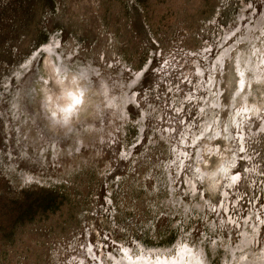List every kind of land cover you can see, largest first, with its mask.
<instances>
[{
	"label": "rangeland",
	"instance_id": "1",
	"mask_svg": "<svg viewBox=\"0 0 264 264\" xmlns=\"http://www.w3.org/2000/svg\"><path fill=\"white\" fill-rule=\"evenodd\" d=\"M245 109L264 0H0V264H264V132L233 181L223 131Z\"/></svg>",
	"mask_w": 264,
	"mask_h": 264
},
{
	"label": "snow or ice",
	"instance_id": "2",
	"mask_svg": "<svg viewBox=\"0 0 264 264\" xmlns=\"http://www.w3.org/2000/svg\"><path fill=\"white\" fill-rule=\"evenodd\" d=\"M59 72V69H58ZM241 76L244 75L243 72L240 73ZM60 76L62 77V82H66L67 81V75L63 72H60ZM211 76V73L209 72V77ZM80 78L82 80L87 79L86 76H84L83 74H81ZM49 86L52 85L51 81H48ZM242 86H243V81H241V90H242ZM68 96L71 99V103L66 106V107H56L53 108L51 105V98H46L45 100V110L47 111L48 115H49V119L51 121H55L57 124L59 123H63L65 125L69 124L72 120V118L78 113V106H83V96H84V92L83 91H79L78 93L74 94L72 92L68 93ZM55 109V110H53ZM247 109L244 110L243 113H238V115L242 116V119L240 121L239 124H236L235 127L230 131V129L228 127H225L223 129V131L225 133H229L228 135V139L232 141V148L229 150L232 155H239L242 164L240 166V169L237 170V174L233 175L232 179L233 181L237 180L238 175H239V171L241 169L244 168V164L247 163V160L252 159V155H249L248 149H252V143H251V139H252V134H251V130H252V126L253 124H258L259 130L261 132H264V113H257V115L255 117H248L247 116ZM57 113H60L61 116L58 117ZM204 115H207V113H204ZM229 123H231V121H229ZM197 128V132L199 133L200 128H199V124L196 125ZM245 128L247 130V133H249V135L247 136V138L245 137ZM181 136H183V133L180 134ZM208 139H211V137H208ZM253 155H259L258 152H256L255 150H253ZM262 160H264V157H261ZM185 171L186 172H191L192 171V163L191 161L185 166ZM197 171H199V169H197ZM261 174L264 175V169H261ZM202 180V177L199 178ZM247 203H252V201H248ZM247 204L242 205V207H246ZM261 207H264V204L261 205ZM210 210H214V209H210ZM238 210L233 208V213L235 214ZM105 240L108 239L107 236L104 237ZM87 243H85L84 245H82V247H87ZM91 250V249H89ZM159 259V258H157ZM246 259V257H245Z\"/></svg>",
	"mask_w": 264,
	"mask_h": 264
},
{
	"label": "clouds",
	"instance_id": "3",
	"mask_svg": "<svg viewBox=\"0 0 264 264\" xmlns=\"http://www.w3.org/2000/svg\"><path fill=\"white\" fill-rule=\"evenodd\" d=\"M73 80H80V81H82V79L79 77V76H77V77H73ZM53 110H55V109H53ZM84 109H81V111H83ZM57 116L58 117H60L61 116V114L60 113H57ZM75 119V116L72 118V120H74ZM71 120V121H72ZM51 124H52V126L55 128V127H58V126H65V127H67L69 124H67V125H65V124H63L62 122L61 123H59V124H57L55 121H51Z\"/></svg>",
	"mask_w": 264,
	"mask_h": 264
}]
</instances>
